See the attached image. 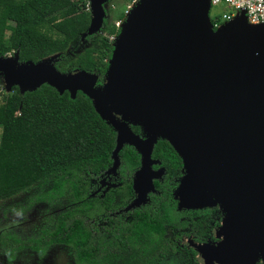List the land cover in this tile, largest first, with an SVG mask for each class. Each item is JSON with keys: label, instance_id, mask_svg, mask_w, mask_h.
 Here are the masks:
<instances>
[{"label": "water", "instance_id": "obj_1", "mask_svg": "<svg viewBox=\"0 0 264 264\" xmlns=\"http://www.w3.org/2000/svg\"><path fill=\"white\" fill-rule=\"evenodd\" d=\"M89 1L83 43L103 31L111 0ZM210 10L211 0H139L121 24L102 80L82 69L59 71L58 56L34 63L21 62L19 53L0 58V77L7 93L48 85L73 100L79 92L92 100L117 134L107 174L120 168L125 146L141 157L136 198L125 212L156 193L163 169H153V151L167 141L183 162L173 193L178 209L227 212L219 229L224 240L199 249L206 264H264V23L252 25L242 13L214 29Z\"/></svg>", "mask_w": 264, "mask_h": 264}, {"label": "trees", "instance_id": "obj_2", "mask_svg": "<svg viewBox=\"0 0 264 264\" xmlns=\"http://www.w3.org/2000/svg\"><path fill=\"white\" fill-rule=\"evenodd\" d=\"M125 16L120 13L118 19L122 22ZM90 21L84 0H0V58L19 53L21 62L38 63L58 55L55 65L59 71L82 69L102 80L113 41L101 32L83 43ZM103 31L115 37L120 29L106 21ZM13 92L0 109V202L35 187L50 185V189L26 205L10 208L4 219L9 215L26 219L37 203L56 206L66 197L73 206L56 217L54 227L43 228L37 238L0 235V249L9 262L24 250L43 258L53 246H65L74 251L76 264H157L176 250V242L186 230L201 237L197 233L203 226L207 232L212 229L215 210L178 209L172 183L181 178L183 162L165 140L157 143L153 153L166 168L165 184L155 183L159 195H151L148 204L130 211L124 219L107 218L117 210L119 194L133 197L131 181L123 182L99 203V215L107 218L99 225L92 180L113 164L115 130L82 92L74 100L68 92L61 95L48 85L24 95L18 88ZM133 131L139 134L140 128L133 127ZM120 158L124 176L141 165L140 155L130 146Z\"/></svg>", "mask_w": 264, "mask_h": 264}, {"label": "flooded vegetation", "instance_id": "obj_3", "mask_svg": "<svg viewBox=\"0 0 264 264\" xmlns=\"http://www.w3.org/2000/svg\"><path fill=\"white\" fill-rule=\"evenodd\" d=\"M132 129H133V127H132ZM156 145H155V147H156ZM125 147H127V146H125ZM155 147H154V150H155ZM153 153H154V151H153ZM152 158H153V156H152ZM153 160L159 162L157 165L153 166V169L155 171L163 169L162 177L160 179L154 181V185H155V189H156V184H155L156 182L161 183V184H165L166 168L162 165V162L160 160L154 159V158H153ZM121 166H122V161H121ZM121 166L116 171V174L108 175L107 174V171L109 170L108 169L103 174H101L99 177L97 176V177L93 178V180H92L93 181L92 182L93 183V189H92L91 195L96 199V202H97L96 203V207H95V212L97 214V221H98L99 225H101V220L102 219H107L109 217H120L121 219H124V215H126V214H128L130 212V211L129 212H125V209L136 198V194H135L134 190H133V197L132 198L128 197L126 194H124L122 192L121 194L118 195V197L116 198V201H115V205L116 206L118 205L117 206V210L114 211V212H110L107 216L106 215H99V212L101 210V207L99 206V203L101 202V200L106 198L107 195L112 190L117 189V188H121L122 185H123V182H130V181L132 183L131 186H132V189H133V179H134L135 173L139 170L140 167L137 170H135L134 172L124 176L123 175V171L124 170H123V168ZM182 171H183V168H182L181 172ZM182 177H183V172H182L181 178ZM181 178L179 180L175 179L174 182L172 183V185L175 186V188L173 189L172 193H174L175 190L178 188L179 183L181 181ZM151 195H159V191L156 189V193L155 194H150L149 195L148 203L151 200L150 199ZM124 203H125V206H123ZM177 203H178V201H177ZM208 209H213V210L216 211V213L214 214V215H216L215 216V223H213L212 229L209 232H207L206 225H205V227L203 226L202 230L197 233L198 235H201V237H198L196 234H194L192 232H189L190 230H186L184 234H181V240L179 242H176V244H178L179 248L177 246L176 250L174 252H172V254H167L163 258H160L158 260L157 264H206L205 257L199 251V249L203 245L217 246L219 243H221L224 240V236L220 235L218 233V231H219V229H220V227L222 225V221L224 219L222 212L225 214V212L223 210H222V212L220 211L219 207L208 208ZM203 210H206V209H203ZM182 211H186V210H182ZM11 216L12 215H9V217L6 220L4 219V217H3V219L5 221H8L11 218ZM105 216L107 218H105ZM17 217H19V216H17ZM19 218H21L22 220H26L27 219V218L23 219L22 217H19ZM5 229H6V232L0 233V235L5 234V233H15L16 235H18V236H20V237H22L24 239H29V238H37V237H39L42 234L40 232L39 235L25 237L22 234H20L19 232L13 230V229L12 230H10L8 228H5ZM54 247H57V246H53L52 248H54ZM52 248H50L47 251V253L45 254V256L43 258H40L39 255L36 252L32 251V250L21 251L20 253L17 254L16 259L14 261H12V262L8 261L7 254H6L5 251L0 249V252L5 256V259H6V262H7L6 264H17L20 256L23 253H26V252L35 253V254H37V256H38V258L40 260H43V259H45L47 257V255L49 254V251ZM73 254H74V251L72 250V257H73V260H74V264H76L75 256ZM255 264H263V263H262V261H257V263H255Z\"/></svg>", "mask_w": 264, "mask_h": 264}, {"label": "rangeland", "instance_id": "obj_4", "mask_svg": "<svg viewBox=\"0 0 264 264\" xmlns=\"http://www.w3.org/2000/svg\"><path fill=\"white\" fill-rule=\"evenodd\" d=\"M139 0H111L107 5L108 12V24L115 25L117 27L118 23H123L118 19L120 13H126V15L131 11V9L136 5ZM222 9H226L224 6H220ZM221 8H214L212 15L218 13ZM9 35V34H8ZM102 35L105 38H111L109 34L102 31ZM114 43V41H113ZM58 56V55H57ZM59 57V56H58ZM11 93H14L13 91ZM7 93L5 90V83L2 77H0V109L3 108L6 97L11 94ZM2 135V126L0 125V138ZM50 189V185L46 187L33 188L29 193L21 194L14 197L6 202H0V233L6 232L5 228L10 230H15L25 237L39 235L41 230L46 227H54L55 219L59 214H62L67 209L71 208L73 204L71 199L66 197L56 206H50L48 204L37 203L31 211H29L27 219L22 220L17 216H11L8 221L3 219L4 215L10 214V208H16L19 206L26 205L34 197L42 195ZM218 233L221 235L220 230ZM5 256L0 252V264H6ZM17 264H74L72 257L71 248L64 246H57L49 251L47 257L40 260L37 254L32 252L23 253Z\"/></svg>", "mask_w": 264, "mask_h": 264}, {"label": "built area", "instance_id": "obj_5", "mask_svg": "<svg viewBox=\"0 0 264 264\" xmlns=\"http://www.w3.org/2000/svg\"><path fill=\"white\" fill-rule=\"evenodd\" d=\"M87 2V11L90 12V1ZM224 6L226 9H222ZM221 8V10L212 15L214 8ZM242 13L248 22L252 25H259L264 23V0H211L210 18L214 29L221 27L223 24L234 20ZM121 23H118L117 28L120 29ZM115 37H111V41H115ZM11 56V55H8Z\"/></svg>", "mask_w": 264, "mask_h": 264}, {"label": "bare ground", "instance_id": "obj_6", "mask_svg": "<svg viewBox=\"0 0 264 264\" xmlns=\"http://www.w3.org/2000/svg\"><path fill=\"white\" fill-rule=\"evenodd\" d=\"M246 26H248L247 24H244ZM111 96V86H110V82L107 84V87H106V91H105V97L107 98H110ZM191 176H194V177H197L196 173L194 172L193 168L192 167H188L187 170H186ZM223 211L225 212V214H227L226 212V209L223 208ZM225 222H228L232 225V227H237V222L234 220V219H228V217H226V221Z\"/></svg>", "mask_w": 264, "mask_h": 264}]
</instances>
